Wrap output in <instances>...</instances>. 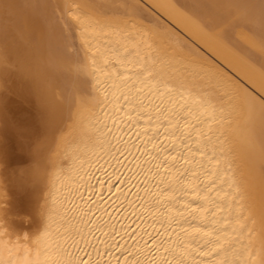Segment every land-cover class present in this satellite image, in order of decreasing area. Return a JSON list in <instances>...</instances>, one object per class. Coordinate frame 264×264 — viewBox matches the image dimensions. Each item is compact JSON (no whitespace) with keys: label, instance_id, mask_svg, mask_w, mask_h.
<instances>
[{"label":"bare ground","instance_id":"6f19581e","mask_svg":"<svg viewBox=\"0 0 264 264\" xmlns=\"http://www.w3.org/2000/svg\"><path fill=\"white\" fill-rule=\"evenodd\" d=\"M5 158L0 264H264V0H0Z\"/></svg>","mask_w":264,"mask_h":264},{"label":"rangeland","instance_id":"374dc122","mask_svg":"<svg viewBox=\"0 0 264 264\" xmlns=\"http://www.w3.org/2000/svg\"><path fill=\"white\" fill-rule=\"evenodd\" d=\"M3 163H1L0 168L2 165H4L2 167L4 170V177L6 178V182H7V198L10 196L7 199V202L5 204V206L8 207V209H7L8 211L6 209L5 210L8 214V217L9 216L11 217L13 215L12 217L14 219H16V220L13 219L15 222L29 225V223H28L29 220L26 219L29 216V213H28L29 212V203H28V200L26 199L28 197H26L27 195L25 194L24 190L19 189V186L21 184V175H19V170L22 166L20 164H16V162L13 161L12 159H6V158H5V160H3ZM4 167H5V169H4ZM14 168H15V170H14ZM16 171L18 174L16 173ZM8 175H10V176H8ZM9 210H10V212L12 211L13 214H10ZM18 218H20V219H18Z\"/></svg>","mask_w":264,"mask_h":264}]
</instances>
